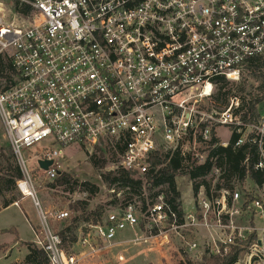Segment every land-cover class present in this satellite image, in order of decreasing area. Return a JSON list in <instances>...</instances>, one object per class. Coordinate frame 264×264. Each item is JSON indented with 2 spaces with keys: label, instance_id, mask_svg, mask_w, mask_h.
<instances>
[{
  "label": "built area",
  "instance_id": "obj_1",
  "mask_svg": "<svg viewBox=\"0 0 264 264\" xmlns=\"http://www.w3.org/2000/svg\"><path fill=\"white\" fill-rule=\"evenodd\" d=\"M15 1L32 11L22 24L0 16V55L12 65L10 78L0 79V130L23 172L17 188L24 197L34 196L36 175L53 182L69 152L105 144L120 167L141 176L159 153L177 151L202 164L203 144L221 128L240 135L237 146L256 144L257 169H264V115L245 125L240 97H229L220 110L215 104L222 80L250 82L255 92L245 94L246 105L251 95H264V0H0V6L12 3L13 12ZM229 141L220 139V146ZM46 161L53 164L44 170ZM221 174L211 175L218 182ZM36 205L37 244L49 264L102 255L127 231L146 234L120 244L137 247L174 233L196 262L237 247L245 251L234 264H264V185L244 193L201 184L181 196V217L162 195L146 212L138 203L116 206L80 238L90 248L80 258L65 252L50 225L69 212Z\"/></svg>",
  "mask_w": 264,
  "mask_h": 264
},
{
  "label": "trees",
  "instance_id": "obj_2",
  "mask_svg": "<svg viewBox=\"0 0 264 264\" xmlns=\"http://www.w3.org/2000/svg\"><path fill=\"white\" fill-rule=\"evenodd\" d=\"M14 11L27 17L32 8L20 1H15ZM11 72L10 59L7 56L0 55V79L5 76L10 78L9 73ZM6 73L7 75H5ZM221 83L222 85L215 98V104L224 106L227 104L228 98L232 96V90L228 82L222 80ZM243 91L244 89L240 92ZM242 100L245 108L238 111L237 114H240L243 124L247 125L258 121L261 112L257 109V106L264 103V95L250 98L248 105H246L245 99ZM239 138L240 135L232 128L229 145L222 147L217 132L213 129L210 141L204 143L203 149H201V153L205 155L202 164H198V161L189 158L184 159L180 152L176 151L174 153L156 154L151 161L150 172L143 176L126 171L120 166L116 170L101 175L104 184L109 188L115 187V194L121 193V202H118L114 196L115 199L107 205H97L93 210H90V200L96 197L99 189L90 183L83 184L89 192L88 199L79 201L72 206V210L76 215L62 221L65 225L58 233L62 239L65 252L70 254L73 247L78 243V232L81 224L88 226L90 229V227L98 226L104 222L109 205L124 208L130 204L140 202L139 210L146 212L148 209L147 198L151 200L150 204H153V200L162 195L169 206L181 217V193L178 190L176 181L180 176H190L196 182L194 186L196 192L201 184L208 186L206 178L215 170H220L222 173L216 185L217 190L227 189L233 191L236 186H240L241 191L246 193L249 184L254 188H262L264 185V169H257L260 162L258 146L250 141H245L237 146ZM106 153L112 157L111 162H119L118 156L111 146L105 144L102 147H96L91 155L90 163L92 167L95 169L105 167L108 163L105 158ZM22 180L23 172L15 155L6 157L4 153H0V194L5 197L2 210L17 202L16 197L7 198L5 194L14 193L17 190V184ZM74 184L77 183L74 182ZM71 185H73L72 178L70 175L64 174L59 178L57 177L49 186L54 189L56 187H70ZM71 191L73 192L74 189L71 188ZM146 194H149V197ZM144 226L145 221L143 220L140 229L144 230ZM33 228L37 234H40V226H33ZM88 228H82L83 236L88 235L90 231ZM22 244L26 247L27 254L19 264H49L45 251L37 243L24 242ZM244 251L243 248L234 247L227 256L205 255L202 261L196 262L184 250H181L182 260L178 264H234ZM147 264L154 263L150 261Z\"/></svg>",
  "mask_w": 264,
  "mask_h": 264
},
{
  "label": "rangeland",
  "instance_id": "obj_3",
  "mask_svg": "<svg viewBox=\"0 0 264 264\" xmlns=\"http://www.w3.org/2000/svg\"><path fill=\"white\" fill-rule=\"evenodd\" d=\"M13 10V4L9 2H5L0 6V16L10 24H22L27 23L28 18L24 16H20L16 14ZM232 96L240 97L241 99H248L245 94H249L250 92H255L251 89V84L248 80L242 82L241 85H231ZM243 92H240L243 90ZM240 92V93H239ZM258 94L251 95L250 98L257 97ZM231 97V96H230ZM217 109L220 110L223 106L220 104H216ZM212 104L209 102H204L202 105V109L205 111L210 110ZM263 107L264 115V103L261 105ZM249 133V132H248ZM247 133V134H248ZM2 130H0V153H4L6 157H10L13 154L10 144L8 143L5 136L2 135ZM218 136L222 141H229L231 138V133L227 129H219ZM4 151H2V150ZM31 154H34L35 151L32 150ZM94 151L89 152H69L68 156L62 161L61 169L59 171V177L64 174L70 175L73 180V185L70 187H56L51 189L49 186L52 182L47 181L43 176L36 175L35 178V193L33 197H24L22 193L18 190L12 194H5L7 198L16 197V200L20 208L30 214L31 219L33 220V225L38 226L41 223V219L39 217V207H37L36 202L39 203L41 209L48 213H54L58 210H63L69 212V217H74L76 215L72 210V206L79 201H84L88 199L89 192L83 186L85 183H90L91 185L96 186L99 189L98 194L93 200H90V210H93L97 205H107L112 202L115 197L118 202L122 201L121 193L115 194V187L109 188L106 184L103 183L101 175L106 174L110 171L116 170L119 167V162H111L112 157L110 154L106 153L105 158L108 160V163L102 169H95L92 167L90 163L91 155ZM26 158L29 157L28 153L25 155ZM32 165V163H31ZM208 184L214 189L217 185L216 179L213 175H209L206 178ZM177 186L178 190L181 193L182 198L185 195L194 194V185L195 181L186 175L180 176L177 178ZM76 182L77 184H74ZM71 188L74 191H71ZM247 189L252 190L253 187L251 184L247 186ZM114 190V192H113ZM235 190H240V186H236ZM190 191V192H189ZM256 194V193H255ZM261 194V192H259ZM120 195V196H118ZM149 197V194H146ZM115 196V197H114ZM5 197L0 194V209L2 210L4 204ZM183 200V199H182ZM155 202V200H153ZM151 200L147 198V203H150ZM140 205V202H138ZM116 206L109 205L107 207L108 212L106 215ZM106 217V216H105ZM40 222V223H39ZM51 227L57 233L62 230L65 223L57 222L55 220H51ZM11 226H15L18 229L19 236L22 238V241L32 240L34 239V235L32 234L31 227L27 222L23 219V216L20 213V209L11 208L6 212L0 214V229L9 228ZM88 226L80 225V231L78 232L79 240L82 237V228ZM89 229V228H88ZM88 235H92V231L89 229ZM136 234L139 238L145 237L146 233H140L138 231L128 232L123 237H121V241L123 240H131L136 238ZM190 239V238H189ZM188 240V239H187ZM193 242H200L197 238L191 239ZM16 242L20 243L21 241L17 240L14 234L0 235V264H19L24 260L25 250L21 245L18 247L11 248ZM124 242V241H123ZM93 243V242H91ZM93 246L96 248V244ZM119 246V247H118ZM112 246L108 249V251L102 253L99 256H88L85 259L81 260L79 264H147L152 261L154 264H165V258L169 259V264H178L181 255H179L180 251L183 249L180 244V240L178 237L172 233L169 238L160 237L157 240H153L148 242L145 245L135 247L133 244L127 242L123 245ZM90 248L87 246L86 248L82 247V245L78 243L73 247L70 254L77 256L80 258L83 253H88ZM192 256V254H191Z\"/></svg>",
  "mask_w": 264,
  "mask_h": 264
},
{
  "label": "crops",
  "instance_id": "obj_4",
  "mask_svg": "<svg viewBox=\"0 0 264 264\" xmlns=\"http://www.w3.org/2000/svg\"><path fill=\"white\" fill-rule=\"evenodd\" d=\"M11 208H18V209H20V213H21V215L23 216V219H24L25 222H27L28 225L31 227L32 234H33L35 237H34V239H32V240H27V241L24 240V241H22V238L19 236L18 229H17L15 226H11V227H9V228H2V229H0V235H1V234H2V235L14 234L15 237H16V239L19 240V241H21V242H20V243L16 242L15 244H12L13 246H12L11 248H13V247H18V246L21 245V247H22V248H21L22 251H23V249L25 250V253H24V255H23V257L25 258L26 254H27V249H26L25 246H23L22 243H24V242L38 243L39 234H37L36 231H35L34 228H33V226H34V225H33V220L31 219L30 214L28 213V211L24 212V211L20 208L19 205H16V204L14 203V204L11 205L9 208L1 210V211H0V214L3 213V212L8 211V210L11 209ZM42 210H43V209H42ZM43 211H44V210H43ZM44 212H45V211H44ZM39 217H40V215H39ZM39 223H40V222H39ZM38 226H40V228H41V227H42V224L40 223ZM5 231H6V232H5ZM128 232H131V231H127V232H125V233H123V234H121V235L119 236V239L117 240L115 246L120 245L121 237H123V236H124L126 233H128ZM82 236H83V235H82ZM126 240H127V239H126ZM126 240H123V241H126ZM121 245H123V244H121ZM118 247H119V246H118ZM167 259H168V258H167ZM163 260H164V259H163ZM168 261H169V260H168Z\"/></svg>",
  "mask_w": 264,
  "mask_h": 264
},
{
  "label": "water",
  "instance_id": "obj_5",
  "mask_svg": "<svg viewBox=\"0 0 264 264\" xmlns=\"http://www.w3.org/2000/svg\"><path fill=\"white\" fill-rule=\"evenodd\" d=\"M53 164L52 161H46L41 163V168L47 170Z\"/></svg>",
  "mask_w": 264,
  "mask_h": 264
},
{
  "label": "bare ground",
  "instance_id": "obj_6",
  "mask_svg": "<svg viewBox=\"0 0 264 264\" xmlns=\"http://www.w3.org/2000/svg\"><path fill=\"white\" fill-rule=\"evenodd\" d=\"M28 191V190H27Z\"/></svg>",
  "mask_w": 264,
  "mask_h": 264
}]
</instances>
